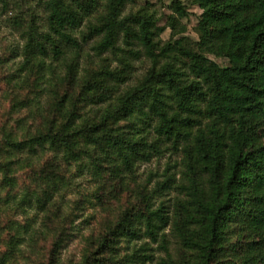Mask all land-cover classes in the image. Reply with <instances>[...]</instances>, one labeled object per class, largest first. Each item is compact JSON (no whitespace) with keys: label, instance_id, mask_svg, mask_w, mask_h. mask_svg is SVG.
Masks as SVG:
<instances>
[{"label":"trees","instance_id":"1","mask_svg":"<svg viewBox=\"0 0 264 264\" xmlns=\"http://www.w3.org/2000/svg\"><path fill=\"white\" fill-rule=\"evenodd\" d=\"M30 1L0 0L23 41L6 80L48 95L42 112L41 95L11 98L12 109L38 104L34 130L1 129L4 203L27 221L0 216V264H13L27 237L34 247L51 232L47 261L37 264H62L76 215L61 216L54 201L68 185L66 165L110 175L117 187L165 153L162 179L152 188L149 179L138 204L68 264H264V0H174L164 26L148 8L134 10L137 0H37L42 20ZM188 5L202 9L198 40L183 34ZM138 62H148L141 76ZM46 151L52 157L32 165L19 194V170ZM132 242L141 244L122 246Z\"/></svg>","mask_w":264,"mask_h":264},{"label":"rangeland","instance_id":"2","mask_svg":"<svg viewBox=\"0 0 264 264\" xmlns=\"http://www.w3.org/2000/svg\"><path fill=\"white\" fill-rule=\"evenodd\" d=\"M173 1L174 0H137L133 8L134 10L141 7L148 8L150 12H153L155 16L159 18L158 25L164 26L166 25L168 16L173 12L170 7ZM29 4L32 8L37 9L36 12L39 14L38 17L41 20L44 19L45 13L42 9L38 11L40 7L37 0H31ZM187 7L188 16L181 19L183 25L186 26V30L183 34L187 35L192 40H198L199 35L196 31V26L202 9L197 5H188ZM10 15V12L2 14L0 7V139L2 136V128L18 130L17 134L22 136L26 129L34 130L35 125L38 124L41 118L38 113L39 111H37L38 104L36 102L35 104L33 102L28 107L12 109V97L14 99L18 98L17 100L25 97L27 101L36 95L40 98L41 95V99H39L40 112L44 110V103L48 99V95L42 92H38L36 95L35 93H31L34 89L26 84H23L21 88L18 84L19 80H10L12 77L8 78L10 83L7 84L8 81L6 80V76L13 74L16 68L19 67L20 58L13 59L12 50L14 48H19L23 43L19 33L8 24V17ZM160 37L163 41L168 40L171 37V28L167 27L161 33ZM105 56H107L108 59L112 58L110 54H106ZM213 58L220 63H225V60L222 58ZM100 61V58L93 57V64ZM84 63H86L85 60ZM112 65L115 64L112 63ZM147 66L148 62H138L136 64L137 69L135 76H141ZM22 78H24V76L20 74L18 79ZM23 156L25 158L27 154L24 153ZM48 157H52L51 152H39L36 156H32L31 165L19 170L17 175L19 181V194L25 186L31 184L27 178V172L31 170L32 165L35 164V166L37 165L36 168H40ZM169 159V153H165V155L161 157L154 158L151 162L138 164L134 169V173L126 177L128 183H123V186L118 185L117 187L115 186L117 180L110 175H105L104 178L100 179L95 176L90 167L84 168L77 162H72L70 166L66 165L67 167L63 168L62 173L67 176L68 185L56 196L54 201H58L63 205L61 216L72 211L76 215H74V224L72 225L74 235L60 254L61 263L68 264L70 262L80 261L87 247V238L90 236L98 238L106 228L115 222L121 212L124 211L125 207L132 203L138 204L137 198H139V191L141 188L146 185L149 179L152 180V183L149 184L150 188L155 185L157 180L162 179V174L167 167ZM85 164H87V162H85ZM115 189L117 190L118 197L112 198V193L115 192ZM6 193L7 191L5 189L0 188V216L15 219L21 224H24L27 221L26 215H23L20 211H15L13 208L14 205H9L11 208L6 207L4 203ZM98 196L104 199V203L100 202ZM27 212L28 215L36 214L35 211L29 209ZM37 214L36 220H38V222L35 224V228H40L42 226L41 218H43V216L42 213ZM55 219L56 220L51 223L52 227L58 226L59 222L62 220L59 217H55ZM52 234L51 232L50 235L42 236L37 244L34 242V247H31V243L28 242L29 238L27 237V240L20 246L19 251L15 255L16 257L13 260V264H37L39 259H45L47 261ZM140 244L141 242H132L123 243L122 246L127 248L128 246L134 247ZM153 248L157 249V245L153 244ZM123 252H127V250L125 249ZM156 254V256H158L163 253L157 252Z\"/></svg>","mask_w":264,"mask_h":264}]
</instances>
